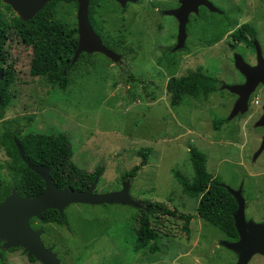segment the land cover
Listing matches in <instances>:
<instances>
[{
    "label": "rangeland",
    "instance_id": "obj_1",
    "mask_svg": "<svg viewBox=\"0 0 264 264\" xmlns=\"http://www.w3.org/2000/svg\"><path fill=\"white\" fill-rule=\"evenodd\" d=\"M175 1L137 0L125 10L115 0L102 1L104 7H96V19L103 26L98 31L108 39L123 37L124 45L113 50L120 59L86 53L71 71L66 90L30 74L32 48L19 36L6 43L15 80L10 86L11 103L0 119V135L2 121L8 119H19L17 127L22 133H66L72 160L80 168L93 171L99 164L104 166L97 193L117 191L130 180L134 200L163 202L196 215L189 239L180 220L153 218L160 234L159 250L151 253L134 249L138 207L73 203L65 210L69 227L34 222L36 228L44 229L43 243L54 240L69 251L66 256L58 252L63 263L235 264L238 254L223 244L232 240L198 217V199L183 193L174 176L173 171L180 170L192 178L190 147L205 153L208 170L226 187L242 188L246 219L262 222L264 149L259 150L264 131L256 124L264 98L259 100L261 105H254L256 93L252 94L249 110L230 117L238 96L223 85L241 83L244 76L234 65L237 52L225 41H216L223 19L206 11L192 15L185 46L175 50L177 22L162 11ZM58 10L60 20L72 26L78 23L74 2L62 0ZM255 37L264 59V32L258 31ZM104 43L107 46L105 39ZM244 53L250 61L252 51ZM198 67L223 84L207 100L186 96L180 104L171 105L166 89L169 77ZM220 120L223 123L217 129L215 123ZM141 148H149L146 156L139 153ZM9 160L0 145V162ZM135 165H139L136 177L123 178ZM3 252L0 264H40L30 260L22 247ZM248 264H264V256L255 254Z\"/></svg>",
    "mask_w": 264,
    "mask_h": 264
},
{
    "label": "trees",
    "instance_id": "obj_2",
    "mask_svg": "<svg viewBox=\"0 0 264 264\" xmlns=\"http://www.w3.org/2000/svg\"><path fill=\"white\" fill-rule=\"evenodd\" d=\"M62 0H50L42 10L33 18L23 21L12 10L11 6L0 0V61L8 59L6 43L19 36L21 40L32 48L30 61V74L46 81L51 86L66 90L71 84V71L75 65L85 57L82 53L77 62L72 64V59L78 45L77 24L72 26L66 21L60 20L58 4ZM74 2L76 0H65ZM105 0H91L89 6V20L96 32L103 26L96 19L97 6L103 8ZM111 9L114 10V8ZM235 35H238L236 33ZM107 47L112 50H120L125 41L122 36L104 38ZM222 37L218 34L216 41ZM188 50V49H186ZM5 77L0 80V119L4 118L5 111L11 103L10 86L14 82L11 71H3ZM219 78L207 73L202 67L189 70L183 75H171L167 81L166 89L170 94L171 105L180 104L186 96L207 100L219 87ZM223 120L215 123L219 129ZM19 119L2 121L0 145L9 157V161L0 162V202H2L14 187L23 197H33L40 194L45 183L40 175L31 170L21 158L15 142L17 138L24 146L27 158L34 164H43L51 167L50 176L53 183L59 188H72L85 191L95 180L99 181L104 172V166L99 164L93 171L80 168L72 160V144L66 133H39L27 131L22 133L18 128ZM149 148H141L139 153L146 156ZM190 160L193 168L192 178L180 170H174V176L180 185L182 192L190 197L198 199L197 215L206 222L219 228L226 236L235 241L239 238L234 221V212L238 203L233 194L217 176H213L208 170L205 153L196 147L189 149ZM146 161V160H145ZM6 168L7 172L3 169ZM139 171V165L133 166L123 174V178H134ZM145 207L138 208V229L135 242V251L148 250L155 253L159 250L157 240L159 230L155 226L153 218L167 217L182 222V230L187 238L191 234V222L196 215L180 211L176 207H170L163 202L142 201ZM81 204V203H79ZM107 205V204H103ZM66 210V209H65ZM35 221L55 223L68 226V217L61 216L55 209H47L42 213V219L32 218L31 225ZM12 248L11 250H15ZM3 255L5 253L3 252ZM32 261L36 259L31 256Z\"/></svg>",
    "mask_w": 264,
    "mask_h": 264
},
{
    "label": "water",
    "instance_id": "obj_3",
    "mask_svg": "<svg viewBox=\"0 0 264 264\" xmlns=\"http://www.w3.org/2000/svg\"><path fill=\"white\" fill-rule=\"evenodd\" d=\"M50 0H2L4 4L11 6L14 13L23 21L33 18ZM77 1V29L78 45L72 59L74 64L82 53L99 52L107 57L119 60L120 56L108 48L101 36L96 32L89 20V6L91 0ZM122 6L127 2H136L137 0H116ZM182 5L175 9L166 11L167 14L174 15L179 21L178 42L176 49L185 46L187 39V23L189 14L193 11L190 7L189 0H181ZM205 4L211 10L219 11L209 0H200L196 4ZM257 61L255 66L250 65L244 57L236 53L234 55V65L236 69L244 76L243 83L232 85H223L231 93L238 96L230 117L245 113L249 110V100L256 87L264 83V59L261 53L260 45H256ZM5 74L0 70V80H3ZM2 96L0 95V103ZM264 124V115L260 120ZM21 158L27 166L35 173L41 176L45 183L44 190L33 197H23L14 187L11 193L0 202V258L3 251L12 248L22 247L29 257L33 256L37 261L43 264H61L53 248H47L43 241V228L35 229L31 225V219H42V213L47 209L57 210L61 216H64L65 209L73 203L81 204H129L138 208L142 207V202L134 200L130 194V180L123 182L122 188L106 193H97L96 186L98 181L95 180L85 191H79L72 188H59L56 186L50 176L51 167L43 164H34L26 156L24 146L15 138ZM264 149V137L260 150ZM235 197L238 207L234 212L235 226L239 238L235 241H225L224 246L235 251L238 254V260L235 264H248L255 254L264 256V224L256 223L253 220L246 219L245 207L246 201L242 194V188L237 190L227 187ZM1 192V187H0Z\"/></svg>",
    "mask_w": 264,
    "mask_h": 264
},
{
    "label": "flooded vegetation",
    "instance_id": "obj_4",
    "mask_svg": "<svg viewBox=\"0 0 264 264\" xmlns=\"http://www.w3.org/2000/svg\"><path fill=\"white\" fill-rule=\"evenodd\" d=\"M198 1L200 0H189L190 7L195 8L189 14V21L192 15L198 16L200 15V12H205V11L208 12V15L216 14L217 17H221L223 19V23L217 28V31H219V33L217 32V35L222 33V37L218 41H223V42L225 41L226 45L230 49L234 50V54L235 52L239 53L240 51L241 53L239 54H241L244 57L245 61L249 63L250 65L252 66L257 65L258 59H257L256 45L258 41L255 36L258 31L264 32V0H217V1L209 0L215 6H217L219 11L218 10L212 11L207 5L203 3L196 4ZM116 2L122 7V10H125V8L129 6L130 3H133L129 1L126 3L125 6H122L118 1ZM181 5H182L181 0H176L175 3L172 4L168 9L162 10L164 14L176 20L178 27H179L178 19L174 15L167 14L166 11L175 10L179 8ZM114 12L117 13L116 10H114ZM189 21L187 23V28H188ZM236 33H238V35H235ZM99 35L102 36L101 34ZM177 42H178V30H177V35H176V42L174 45H176ZM248 49H250L253 53V57L250 61H248L244 56L245 54L244 51ZM0 70L1 71L9 70L14 75L13 66L12 64L8 62V59L5 61H0ZM219 81L223 84L222 80L219 79ZM244 81H245V78L243 77V82ZM258 90L260 91V93L258 92ZM254 93H256L260 97V103H261L262 97L264 98V83H260L256 87ZM261 106H262L261 107L262 116L257 121L258 125L256 124V126L262 127L264 131V124H260V120L262 119L264 115V103ZM256 223L264 224V217L262 219V222H256ZM35 229H38V228H35ZM43 235H45V232L43 233ZM52 241L53 242H50L49 244H48L49 241H47V244L44 242V245L47 248L52 247L53 252L57 254L58 258H59V253L62 256H66L67 253L69 252L67 251L66 247L61 249L62 246H59L54 240ZM29 258L31 260V257ZM66 261L68 263H63L61 261V264H72L73 263L71 262V260L69 261L66 260ZM37 262H39L40 264H43L40 261H37Z\"/></svg>",
    "mask_w": 264,
    "mask_h": 264
},
{
    "label": "built area",
    "instance_id": "obj_5",
    "mask_svg": "<svg viewBox=\"0 0 264 264\" xmlns=\"http://www.w3.org/2000/svg\"><path fill=\"white\" fill-rule=\"evenodd\" d=\"M259 100H260V97L259 96H256V94H255L254 97H253V99H252V103L254 105H257V104H259Z\"/></svg>",
    "mask_w": 264,
    "mask_h": 264
}]
</instances>
